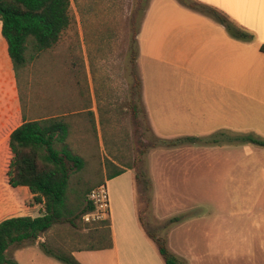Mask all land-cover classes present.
<instances>
[{
	"label": "rangeland",
	"instance_id": "obj_1",
	"mask_svg": "<svg viewBox=\"0 0 264 264\" xmlns=\"http://www.w3.org/2000/svg\"><path fill=\"white\" fill-rule=\"evenodd\" d=\"M150 1L71 0L69 29L54 48L20 73L18 88L26 114L29 119L59 117L68 124L65 145L85 162L81 172H71V199L78 184H84L85 190L109 181L110 208L114 206L120 217L130 187L107 176L117 169L132 170L136 206L145 229L155 239L167 241L182 264H264V237L259 231L264 225V159L251 150L241 152L240 158L231 154L232 161H225L226 152L202 151L205 145H224L215 143L223 138L221 134L162 136L153 129L154 107L160 106V111L166 107L158 102L185 101L187 93L185 71L157 62L153 52H142L138 66L137 35ZM137 77L144 85L143 102L134 89ZM141 106L148 112L141 113ZM187 112L182 110V116ZM156 122L164 126L169 120ZM178 122L167 130L184 131L185 125ZM184 137L198 141L178 146L162 142ZM101 211V215L90 213L94 214L90 221L79 217L75 226L56 224L41 239L67 252L98 246L99 235H107V227L98 224L109 221V205ZM234 223L239 230L229 226ZM211 234L214 259L194 261L196 255L202 256ZM110 237L113 241L112 233ZM18 249L11 248L10 257L27 264L25 253ZM230 254H237L235 262ZM219 256L223 262L219 263ZM109 264H115L114 256Z\"/></svg>",
	"mask_w": 264,
	"mask_h": 264
},
{
	"label": "crops",
	"instance_id": "obj_2",
	"mask_svg": "<svg viewBox=\"0 0 264 264\" xmlns=\"http://www.w3.org/2000/svg\"><path fill=\"white\" fill-rule=\"evenodd\" d=\"M198 1L222 11L254 38L249 42L237 40L213 18L189 9L178 0H151L137 35L138 66H141L142 52H153L157 62L169 64L176 71H185L187 93L185 101L178 98L167 101L164 98L158 102L166 107L162 111L159 110L160 106L154 107L153 129L162 136L216 133L231 138L252 135L264 140V53L260 50L264 45V0ZM141 85L143 90V83ZM157 88L155 98L160 95ZM191 94H196V97H191ZM199 94L201 98L197 96ZM145 109L148 112L147 107ZM182 110H188L186 116H182ZM158 119L169 120V123L162 126L156 122ZM176 120L185 125L184 131L167 130ZM23 122L21 100L7 42L0 40V222L20 216L35 218L41 215L43 208V201L37 199L28 188H14L9 183L8 172L13 159L10 136ZM198 127L203 130L199 131ZM227 143L205 145L202 151L226 152L227 161L232 155L233 159L236 155L240 158L241 152L251 150L264 159V147L251 143ZM135 181L132 170L111 179V182L120 185L126 182L127 188L130 187L120 217L116 215L113 204L110 208L109 201L113 245L105 250L74 252L73 255L81 264H109L113 256L115 264H165L157 245L141 222L133 191ZM229 226L234 231L240 229L236 223ZM259 231L264 237V225ZM212 237L213 234L203 244L202 256L196 255L194 261L214 259L210 255ZM218 237L221 241L220 232ZM40 242H44V239L26 243L18 249L25 253L27 264H63L47 256L39 248ZM236 255L230 254L232 262H235ZM220 257L217 258L219 263L223 262V257Z\"/></svg>",
	"mask_w": 264,
	"mask_h": 264
},
{
	"label": "trees",
	"instance_id": "obj_3",
	"mask_svg": "<svg viewBox=\"0 0 264 264\" xmlns=\"http://www.w3.org/2000/svg\"><path fill=\"white\" fill-rule=\"evenodd\" d=\"M189 9L209 16L225 27L231 37L241 41H252L254 36L239 27L222 11L198 0H178ZM71 0H0V40L7 42L8 55L11 59L14 73L19 86V76L28 65L41 53L54 48L62 34L72 23L70 16ZM5 39V40H4ZM264 53V45L260 48ZM7 54V50H6ZM141 79L136 78L134 89L138 99L142 101ZM19 89V88H18ZM24 122L10 136V148L13 154L8 177L12 187H26L43 201L41 215L38 217L20 216L0 222V264H18L10 257L11 248H20L26 243H35L48 233L56 224L69 223L75 226V220L96 211L94 203L89 199L92 190L106 186L103 182L84 190L78 184L71 199V174L84 169V160L71 153L65 141L69 135V126L59 117L29 119L19 89ZM145 108L141 106V113ZM223 137L220 142L251 143L264 147V140L252 135L231 138ZM198 141L196 138L184 137L169 142V146L190 144ZM62 145L58 149L57 145ZM72 163L74 171L68 163ZM72 170V171H71ZM73 172V173H71ZM123 169L109 172L107 180L122 175ZM109 204V202H107ZM109 221H99L98 228L107 227V235H99L98 246L89 245L69 252L61 248H53L46 241L39 243V248L47 255L63 264H81L73 255L74 252L105 250L111 248L113 241L110 237L111 218ZM142 222V221H141ZM143 224V223H142ZM155 242L165 264H182L183 262L168 248L167 241L155 239Z\"/></svg>",
	"mask_w": 264,
	"mask_h": 264
},
{
	"label": "built area",
	"instance_id": "obj_4",
	"mask_svg": "<svg viewBox=\"0 0 264 264\" xmlns=\"http://www.w3.org/2000/svg\"><path fill=\"white\" fill-rule=\"evenodd\" d=\"M89 199L94 203V205L96 207L95 212H97V214L101 215L103 213L101 211L103 206L105 204L107 206L109 205V204H107V202H109L107 185L106 186L101 185L100 187L92 190L91 193L89 194ZM109 213H110V209H109ZM91 217H94V214H87L84 216V219L86 221H90Z\"/></svg>",
	"mask_w": 264,
	"mask_h": 264
}]
</instances>
